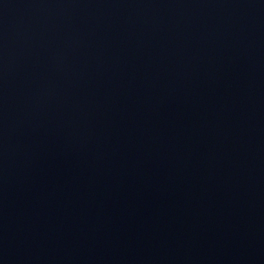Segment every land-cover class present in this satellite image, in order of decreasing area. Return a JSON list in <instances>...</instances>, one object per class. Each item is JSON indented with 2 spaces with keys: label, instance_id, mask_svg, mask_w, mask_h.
<instances>
[{
  "label": "water",
  "instance_id": "water-1",
  "mask_svg": "<svg viewBox=\"0 0 264 264\" xmlns=\"http://www.w3.org/2000/svg\"><path fill=\"white\" fill-rule=\"evenodd\" d=\"M0 264H264V0H0Z\"/></svg>",
  "mask_w": 264,
  "mask_h": 264
}]
</instances>
